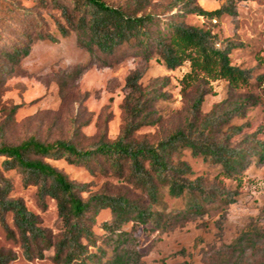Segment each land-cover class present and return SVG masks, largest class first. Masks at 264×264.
Listing matches in <instances>:
<instances>
[{
    "label": "rangeland",
    "instance_id": "rangeland-1",
    "mask_svg": "<svg viewBox=\"0 0 264 264\" xmlns=\"http://www.w3.org/2000/svg\"><path fill=\"white\" fill-rule=\"evenodd\" d=\"M0 0V144L15 146L30 138L43 143L69 141L86 150L100 142L116 140L126 124L125 97L127 78L139 74L137 86L144 100V111L134 120L142 123L131 134L130 140L152 146L178 129H187L188 122L200 126L211 116H220L241 106L239 114L214 127L213 137L221 139L234 133L230 144L244 149L254 148L256 141L264 144V0L237 3L233 16L224 15L219 21H209L189 15L186 25L210 30L220 39L221 48L232 42L237 45L230 52L232 65L249 71L248 85L231 89L224 81L201 82L182 91L180 83L189 71L188 64L168 70L155 57L149 61L137 55L135 49H122L113 57L100 55L91 58L76 43L74 34L61 38L55 22H63L60 4L66 0ZM112 6H121L129 13H152L171 16L173 0H103ZM206 11L218 9L219 0H198ZM13 5L22 9L15 11ZM39 22L44 32L57 38L56 43L35 41L27 57L16 64H8L2 52L9 51L28 25ZM205 93L199 112L191 114V105L197 92ZM138 96V95H136ZM237 130L240 132L237 133ZM247 139V141H246ZM174 161L185 162L192 171V179H201L213 201L204 203L201 216L184 217L188 197L171 199L161 189L160 204L152 209L160 212V227L128 223L124 230L136 240L141 254L140 264H217V257L249 225L264 231V161L251 155L249 166L240 182L218 176L219 167L193 158L182 149ZM57 171L84 191L85 200L93 194L119 195L148 206L145 194L119 178L100 161L86 165H71L66 161H47ZM10 183L8 197L22 201L26 209L38 219V226L51 236L61 231L54 200L46 198L41 206L35 186H23L15 171L3 174ZM228 196V197H227ZM109 210L101 211L94 219L91 230L96 245H102L100 225L111 220ZM15 238H9L0 224V252L11 254L8 264H55L53 250L46 249L42 258L23 254L11 215L5 218ZM259 247L264 250L263 242ZM92 251L93 249L90 248ZM109 256V255H108ZM236 254L230 258L234 264ZM263 252L254 258L262 264Z\"/></svg>",
    "mask_w": 264,
    "mask_h": 264
},
{
    "label": "trees",
    "instance_id": "trees-1",
    "mask_svg": "<svg viewBox=\"0 0 264 264\" xmlns=\"http://www.w3.org/2000/svg\"><path fill=\"white\" fill-rule=\"evenodd\" d=\"M219 1L223 4L218 9L206 11L199 6L198 0H173L171 7L175 13L160 17L152 13H129L121 6H112L103 0H66L67 4L59 6L63 22L56 21L55 28L61 38L74 34L76 43L91 58L100 55L113 57L128 48L135 49V53L144 60L155 57L168 70L188 64L189 71L180 81L182 91L210 81H224L231 89L237 90L248 85L250 78L248 70L230 62V52L237 45L228 42L219 48L217 45L222 42L216 34L183 22L189 15L219 21L224 15L233 16L236 4L248 0ZM13 9L22 11L15 5ZM42 29L39 22L28 25L19 35L23 42L17 41L9 51L2 52L4 61L18 63L28 56L37 40L58 41ZM138 79V73L127 78L126 88L130 93L124 100L126 124L120 136L111 143L100 142L86 150L64 140L43 143L30 138L15 146L0 144V224L7 236L14 239L15 234L5 220L8 214L11 215L26 257L36 255L42 258L44 250L52 249L55 264H140L142 256L136 250V240L123 227L128 223L152 224L153 230L158 229L163 215L152 208L160 204L161 189H166L171 199L188 197L184 217L203 215L204 203L213 201L201 179H192L189 166L183 161L173 160L178 151L188 150L193 158L200 157L204 162L219 167V177L236 182H240L249 166L251 155L257 156L260 162L264 161V144L261 141H256L254 148L244 149L230 144L234 133L221 139L213 137V129L219 121L224 124L233 113L239 114L240 105L220 116L209 117L198 127L188 122L187 129H178L152 146L133 142L131 134L143 125L134 124V120L143 113L145 105L137 86ZM204 95L203 90L197 92L191 105L192 117L199 112ZM60 160L76 166L90 162L100 166L103 160L112 173L119 178L125 177L145 194L148 206L143 207L119 195L93 194L83 200L79 193L84 191V187L70 182L47 163ZM9 171L21 176L23 186L36 187V197L41 206H44L46 198L55 201L61 225L57 236H51L40 228L37 217L26 209L22 201L8 197L10 183L3 174ZM104 210H109L112 217L100 225L103 230L100 240L102 245L110 247L109 252L96 245L97 239L91 230L95 217ZM261 241L264 246V231L249 224L222 249L216 259L217 264H230V258L235 254L234 264H258L254 258L261 251L264 264V250L259 248ZM13 259L11 254L0 252V264H8Z\"/></svg>",
    "mask_w": 264,
    "mask_h": 264
}]
</instances>
